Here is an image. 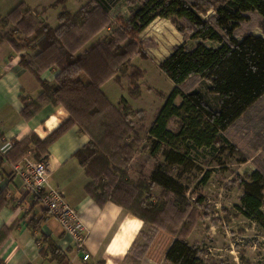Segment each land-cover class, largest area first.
I'll return each instance as SVG.
<instances>
[{"label": "trees", "instance_id": "obj_1", "mask_svg": "<svg viewBox=\"0 0 264 264\" xmlns=\"http://www.w3.org/2000/svg\"><path fill=\"white\" fill-rule=\"evenodd\" d=\"M119 1L89 0L72 16L61 12L58 15L60 25L56 28L47 24H39L36 28L32 9L24 2H19L6 17L0 18V25L10 22L12 32L26 37L21 44L9 31L5 34L6 39L0 36V42L6 41L16 52L25 48L37 50L33 64L23 57L20 59L21 65L34 74L41 86L36 102L26 105L24 113H30L29 107L34 111L38 109L37 101H47L62 105L69 114L42 140L31 134L20 141H13L7 151L0 152V167L5 162H18L30 143L35 145V159L46 160L45 152L49 145L69 127L76 125L90 136L88 143L73 154L90 179L85 186L87 194L98 205L111 201L125 210L131 209L127 203L132 197V202L135 201L140 210H131L132 214L145 224L153 226L162 216L177 226L182 222L188 206L184 204L185 188L173 177L171 167L183 164L187 156L176 147H169L171 144L168 150L162 152V145L180 135L189 139L187 146L195 151L199 149L196 144L207 139H211V148L219 142L224 143L226 138L223 134L264 96V34L255 35L248 31L239 36L236 32L242 22L249 21V14L254 13L261 17L260 27L264 33V0H221L216 6L203 0H126L136 6L131 14L127 18L116 17L118 26L80 52L84 38L76 34L77 24L89 40L104 28H109L107 9ZM204 5L212 8L213 14L203 17ZM155 18L170 20L186 38L183 43L174 45L169 55L159 63V69L173 88L159 108L148 130V137L153 141V151L160 150L164 160L151 171L148 190L143 188L144 184H139L135 189L138 194L134 197L129 190L130 181L112 171L109 159L94 143V138H97L94 132H99L101 128L102 143L124 150L126 155L132 154L139 141L129 119L135 112L127 106L123 110L114 106L100 87L113 77L115 70L112 64L116 63L120 68L129 66L131 57L141 53L137 48V35ZM187 42L192 44L187 45ZM206 42L212 45H206ZM51 68L57 70L53 84L40 79L41 73ZM132 70L130 80L139 71ZM193 77L207 83L206 92L216 97L217 105L203 91L190 88L189 80ZM177 98H180L179 103H176ZM122 103L125 104V101ZM183 113L189 114L186 125ZM174 117L180 119L177 136L166 129L167 123ZM101 118L106 119L108 126L99 124ZM208 123L213 128L209 129ZM203 126L210 131L206 136ZM131 133L133 140L127 143L125 138ZM206 180L207 174L202 181ZM240 183L243 186L240 211L246 217L262 219L264 174L260 170L252 171ZM152 185L159 186L171 198L163 202L159 199L156 204L148 203ZM140 191L145 192V198ZM2 205H6L5 190H0V208ZM35 228L36 224L33 225ZM187 232V226L181 225L179 235L165 252L166 264H205L200 258V250L186 240ZM41 238L47 244L51 258L57 264H67L65 251L46 235Z\"/></svg>", "mask_w": 264, "mask_h": 264}, {"label": "rangeland", "instance_id": "obj_2", "mask_svg": "<svg viewBox=\"0 0 264 264\" xmlns=\"http://www.w3.org/2000/svg\"><path fill=\"white\" fill-rule=\"evenodd\" d=\"M42 1L45 3L46 0ZM203 1L216 6L221 0ZM67 2L68 0L62 2L61 0H53L49 6L44 4L43 12L39 13L40 17L38 14L36 16L32 10L36 28L39 27V24H46L44 15L48 8H57L58 10V13L54 12V16L49 17L51 20L54 19L55 14L58 19L61 12L68 13L70 16L74 15L67 8ZM73 2V0H69L70 8H72ZM206 6L202 7L203 11L205 10L202 13L203 17L213 14V9ZM7 14L1 15L0 18L6 17ZM249 15V21L242 22L236 32L239 36L248 31L255 35H263L260 27L261 17L254 13ZM109 21L108 31L106 30L108 27H106L103 32L110 33L114 27L118 26L114 15H110ZM77 25L76 34L87 42L83 29L81 30L79 24ZM11 28L12 23L10 22L4 26L1 24L0 36L6 39L5 34L11 31ZM12 34L20 42L26 38L22 33L12 32ZM185 38L170 20L155 18L137 35V48L141 53H136L131 57L129 66L120 68L116 63L112 64L117 75L116 80H121L120 82L126 86L125 97L129 101L135 99L133 106L131 103L128 105L129 102L127 103L126 98V100L121 98L117 107L123 110L127 106L135 112L129 119L139 141L136 143L132 154L126 155L124 150L110 148L102 143L100 128L99 132L96 130L94 132L97 133L94 143L99 146V151L109 159L112 171L130 181L129 190L134 197L138 194L135 189L139 184H144L143 188L148 190L147 181L151 171L156 164L164 160L160 150L153 151V141L144 134V125L148 124L173 86L159 69V63L169 55L174 45L183 43ZM84 41L81 46L82 50ZM3 42L6 43V41ZM21 44L23 43L21 42ZM191 44V42H187V45ZM206 45H212V43L206 42ZM26 49L29 48L21 51ZM22 57L27 62L34 63L24 55ZM132 69L139 71L137 70V76L135 75L133 80H130V74L134 71ZM206 84L205 81L197 77L189 80L190 88L203 91L211 101L209 97L211 95L206 92ZM139 97L140 99L137 100ZM122 101H125V104ZM176 102H180V98H177ZM182 116L184 117V125L188 124L189 119L187 117L189 114L183 113ZM133 117L135 118L133 119ZM107 123L105 118H101L99 122L103 127L108 126ZM179 125L180 119L177 117L169 122L168 127L172 130L173 135L177 136ZM208 125L209 129L213 128L211 124L208 123ZM202 129L205 136L210 132L204 126ZM223 135L226 142H219L212 148L210 147L211 139L195 143L199 148L197 151L192 150L190 145L187 146L189 139L183 135L172 140L171 138L167 139L168 141L162 145V152L168 150L169 147H176L181 154L187 156L183 164L171 167V174L185 188L186 202L184 204L188 206V209L180 225L175 226L176 224L172 220L162 216L153 225L155 228L150 223H146L144 227V232L148 234L146 242H152L156 234L162 231L158 238L161 237L157 238L155 243L160 244L159 246L163 250L170 239L169 234H172L174 238L177 237L182 225L187 226L186 240L190 245H194L200 250V258L205 264H264V193L261 207L262 219H256L253 216L246 217L239 209L240 198L243 193V186L240 181L255 170H260L264 174V96ZM132 140V133L125 138L127 143ZM170 144L171 146H169ZM34 149L35 145L30 143L24 156L27 155L35 159ZM206 174L207 180L203 182L202 179ZM140 194L143 198L146 197L145 192L140 191ZM149 196L150 199L147 202L151 204H156L159 199H162L163 202L171 198L169 194L155 185H152ZM127 205L131 209H126V211L130 213H132L131 210L140 211L137 209L136 202H132V197ZM162 264L166 263L162 262Z\"/></svg>", "mask_w": 264, "mask_h": 264}, {"label": "crops", "instance_id": "obj_3", "mask_svg": "<svg viewBox=\"0 0 264 264\" xmlns=\"http://www.w3.org/2000/svg\"><path fill=\"white\" fill-rule=\"evenodd\" d=\"M73 1L72 8L69 7V0L66 6L74 14L89 0ZM19 2H24L40 17L43 5L49 6L53 0H46L45 3L42 0H0V16L6 15ZM135 8L136 6L128 4L126 0H120L107 9V14L108 17L114 15L115 18H127ZM54 12L58 13L57 8H48L44 15L45 23L53 28L60 23L56 14L53 20L49 18ZM106 33L102 30L89 38L84 42L83 50L103 39ZM36 53L34 48L16 52L8 43L0 42V147L8 142L11 146L13 141H20L31 134L42 140L69 116L62 105L47 101H37L38 109L34 111L29 107L30 113H24L26 105L36 102L41 86L34 74L21 65L20 59L24 55L33 61ZM56 73L57 70L51 68L43 71L40 79L53 84ZM116 76L115 73L100 89L117 107L119 100L126 98V86L121 80L117 81ZM208 94L217 105L216 97ZM139 99L140 97L137 100ZM126 101L129 102L128 105H133L135 99ZM162 104L163 102L148 124L144 125V134L147 136ZM169 122L166 129L172 132L168 127ZM135 128L137 129L136 126ZM89 140V134L74 125L57 137L45 152L50 169L49 184L58 188L66 202L79 213L80 222L86 231L84 249L88 258L83 259L84 253L71 245L70 238L63 233L57 221L22 188L20 180L11 174L12 164L5 162L0 167V190H5L6 200V205L0 208V264H57L51 258L42 235H46L52 243L65 251L67 264L165 263V252L175 239L172 234H169L170 239L163 250L160 244L155 243L162 231L156 234L152 242L146 243L148 234L144 232L146 224L141 218L111 201L98 205L87 194L85 186L90 179L73 154ZM34 224L37 225L35 229Z\"/></svg>", "mask_w": 264, "mask_h": 264}, {"label": "built area", "instance_id": "obj_4", "mask_svg": "<svg viewBox=\"0 0 264 264\" xmlns=\"http://www.w3.org/2000/svg\"><path fill=\"white\" fill-rule=\"evenodd\" d=\"M9 147L8 142L0 147V152L4 153ZM11 168V174L20 180L22 188L57 221L63 233L70 238L71 245L82 251L83 259H87L88 254L84 249L86 231L80 222L79 213L66 202L58 188L49 184L50 169L47 160H36L25 155L13 163Z\"/></svg>", "mask_w": 264, "mask_h": 264}]
</instances>
